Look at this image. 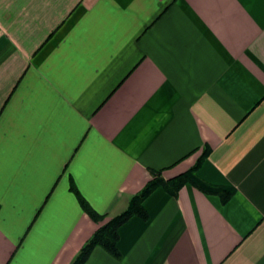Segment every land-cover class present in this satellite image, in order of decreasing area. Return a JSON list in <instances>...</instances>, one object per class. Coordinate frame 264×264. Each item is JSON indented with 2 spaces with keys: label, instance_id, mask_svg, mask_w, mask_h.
<instances>
[{
  "label": "crops",
  "instance_id": "0c3cea01",
  "mask_svg": "<svg viewBox=\"0 0 264 264\" xmlns=\"http://www.w3.org/2000/svg\"><path fill=\"white\" fill-rule=\"evenodd\" d=\"M205 154L227 203L159 188L85 264H264V0H0V264H73Z\"/></svg>",
  "mask_w": 264,
  "mask_h": 264
},
{
  "label": "trees",
  "instance_id": "16d2710c",
  "mask_svg": "<svg viewBox=\"0 0 264 264\" xmlns=\"http://www.w3.org/2000/svg\"><path fill=\"white\" fill-rule=\"evenodd\" d=\"M206 156L207 154H205V156L196 164L194 168L170 180H165L162 176V172H155L153 174V178L149 181L144 190L131 199L128 208L98 229L92 238L83 246L73 264H85L91 256L93 250L97 247H101L112 257L120 260L122 258V254L119 249L120 228L134 217H138L144 221L149 219V214L144 207V202L155 190L159 188L164 189L172 196H177L179 191L184 186L190 184L207 195H219L222 198V201L227 203L234 194L233 190L224 187L212 186L200 179L197 175V171ZM71 191L77 197L83 211L95 223H102L106 219V216L98 214L90 206L87 200L79 193L75 185L71 186Z\"/></svg>",
  "mask_w": 264,
  "mask_h": 264
}]
</instances>
